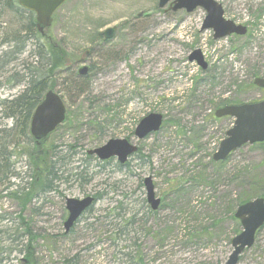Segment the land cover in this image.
Returning a JSON list of instances; mask_svg holds the SVG:
<instances>
[{
    "label": "rangeland",
    "instance_id": "rangeland-1",
    "mask_svg": "<svg viewBox=\"0 0 264 264\" xmlns=\"http://www.w3.org/2000/svg\"><path fill=\"white\" fill-rule=\"evenodd\" d=\"M216 1L226 18L250 24L246 36L214 40L212 30H201L202 8L165 11L159 0L64 3L46 35L67 51L75 72L82 59L91 69L81 91L76 83L65 88L69 79L63 73L54 79L66 90L61 95L67 117L40 147L29 132L20 135V120L5 116L7 102L28 82L11 77L13 63L5 68L0 146L8 143L5 155L14 176L0 180V264H129L128 255L133 264L227 260L231 240L241 231L231 212L235 202L264 196V147L245 145L214 162L233 123L214 113L222 101L263 96L253 80L264 76V0ZM0 12L1 55L7 48L1 41L15 29V13ZM111 27L114 36L106 41L102 33ZM32 44L21 58L27 67L35 60ZM194 50L201 51L206 70L189 61ZM153 112L164 117L160 131L138 140L136 126ZM124 138L139 152L122 168L116 159L102 162L87 154ZM49 172L59 179L52 180V191H41L40 180L53 178ZM148 176L161 199L155 212L145 199ZM87 195H98L96 203L64 234L66 199ZM21 217L33 237L30 256ZM238 264H264V227Z\"/></svg>",
    "mask_w": 264,
    "mask_h": 264
},
{
    "label": "water",
    "instance_id": "water-1",
    "mask_svg": "<svg viewBox=\"0 0 264 264\" xmlns=\"http://www.w3.org/2000/svg\"><path fill=\"white\" fill-rule=\"evenodd\" d=\"M68 0H18V4L36 15L35 23L38 30L43 33L53 21V14ZM168 3L170 10H186L192 12L201 7L206 11L203 20L202 30L212 29L215 40L231 34L245 35L247 30L243 26H236L232 21L223 17V9L220 3L215 0H159V7L163 8ZM115 28H108L103 32L105 39L112 38ZM189 61H196L202 68L206 69L207 63L203 60L199 50H195L189 56ZM88 67L79 69V75L85 76ZM254 84L264 89V78H256ZM216 117L230 116L234 118L233 126L226 132V137L219 145L218 150L213 154L216 162L225 160L232 151L245 144L264 142V100L257 103L231 105L220 108L215 113ZM66 116V108L63 100L53 91L46 93L43 101L35 109L31 124V134L37 140L44 139L60 125ZM163 122V116L159 113H151L141 119L135 129V136L138 139L158 132ZM137 147L127 139H111L105 145L90 150L88 153L96 155L100 160L117 157L121 164H124L128 156L136 152ZM146 199L153 210H157L160 199L156 198L154 185L151 177L144 179ZM94 198L89 196L83 199L67 198L66 208L69 211L68 219L64 223L65 232H69L75 221L92 203ZM239 220L242 231L231 240L232 252L224 264H237L241 253L251 248L255 241L258 229L264 225V199L255 198L240 205L234 214Z\"/></svg>",
    "mask_w": 264,
    "mask_h": 264
},
{
    "label": "trees",
    "instance_id": "trees-1",
    "mask_svg": "<svg viewBox=\"0 0 264 264\" xmlns=\"http://www.w3.org/2000/svg\"><path fill=\"white\" fill-rule=\"evenodd\" d=\"M5 8L7 10H13V12L15 13L13 14V16H15V29L12 33H8L9 37H6L4 40H2L1 44L8 45L10 46V48L12 45L15 50L13 55H10V50L5 53L3 52L0 55V76L7 74V69L5 68L9 67L13 63L14 65L9 71H13L16 73L18 71L19 79L17 80V82L20 83L25 79H28L26 88L23 93L16 99L7 102L9 103V107L5 109V116L9 119L17 118V121L20 120L21 123L19 124L22 127L20 135L29 136L27 128L29 125L31 114L36 105L40 102L45 91H47L48 88L52 89L57 87L54 83V79L58 75H60V73H63V75L67 76L69 79V81L67 82L68 87L65 88H70V85H74L76 83V91H81L83 85L82 82H85L86 78L78 77L74 69L67 64L68 54L60 44L52 42L51 38H49L47 35L42 36L38 33L33 13L26 11L18 6L17 0H0V11L5 10ZM31 42L33 44L30 50V56H32L35 60H33V62L27 67L25 60L21 61L20 56L28 51V45H30ZM9 79L10 77L8 78V80ZM59 90L63 94H66L65 89L59 88ZM225 104L228 103H226V101H222L217 106H223ZM6 144L8 143L2 144L0 146V151H3V153H0V180L3 176L4 178L12 177V175L14 176V173L12 172V170H10V166L7 165V158L9 159V157L5 155V151L7 150ZM257 146L264 147V143L257 144ZM116 167L121 168L122 166L117 164ZM50 174L53 176L52 179L46 180L45 175L40 180L39 185L41 191H52V180L59 179V177H56V173L51 172ZM28 195L30 197V195L32 194ZM248 200L250 199L244 198L237 200L235 202V207L244 202H247ZM231 212L233 216L234 210H232ZM150 213L152 212L150 211ZM21 220L22 224L26 228L25 233L30 238V240L28 241L29 246L26 248V250L27 254L31 255L30 245L32 242L31 239L33 237L31 233H29L28 226L24 222V219L22 217ZM238 231L239 224L236 232ZM129 258L130 262H132L133 257L131 258L129 256Z\"/></svg>",
    "mask_w": 264,
    "mask_h": 264
},
{
    "label": "bare ground",
    "instance_id": "bare-ground-1",
    "mask_svg": "<svg viewBox=\"0 0 264 264\" xmlns=\"http://www.w3.org/2000/svg\"><path fill=\"white\" fill-rule=\"evenodd\" d=\"M3 46H6L7 48H6V50H4L3 52L5 53V52H8L9 50V53H10V55H13L14 54V48L12 47V45H11V48H10V46H8V45H3ZM24 55V53L20 56V59L22 58V56ZM11 73H12V75H11V77H18L19 76V74H18V71H17V73L16 72H13V71H11ZM15 84H18L17 82H15ZM3 87V85H2V83L0 82V88H2ZM26 88V87H25ZM25 90V89H24ZM23 93V92H22ZM21 93V94H22ZM20 94V95H21ZM19 95V96H20ZM26 229V228H25ZM1 261H2V258H0V263H1Z\"/></svg>",
    "mask_w": 264,
    "mask_h": 264
},
{
    "label": "flooded vegetation",
    "instance_id": "flooded-vegetation-1",
    "mask_svg": "<svg viewBox=\"0 0 264 264\" xmlns=\"http://www.w3.org/2000/svg\"><path fill=\"white\" fill-rule=\"evenodd\" d=\"M221 6H222V8H223V5L221 4ZM223 11H224V8H223ZM226 18V17H225ZM227 20H230V19H228V18H226ZM233 22L235 23V24H237V25H242V26H244V27H246V30H247V32H248V28H249V26H250V24H240V23H237V22H235L234 20H233ZM18 97V96H17ZM16 97V98H17ZM16 98H14V99H16ZM14 99H12V100H14ZM12 100H10V101H12ZM14 122L16 121V120H14V119H12ZM32 141H33V139H32ZM34 142V141H33ZM129 161V160H128ZM126 165H128V162L125 164V166ZM143 186H144V180H143ZM64 212H66V210L64 211ZM64 220H65V217H64ZM31 262V261H30ZM33 263H34V261H33ZM33 263H31V264H33Z\"/></svg>",
    "mask_w": 264,
    "mask_h": 264
}]
</instances>
